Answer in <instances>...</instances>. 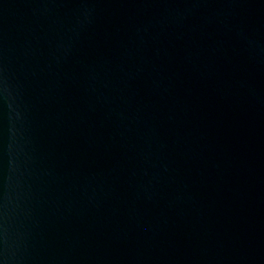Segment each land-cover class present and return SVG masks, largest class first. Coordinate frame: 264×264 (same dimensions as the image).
Masks as SVG:
<instances>
[{
  "label": "water",
  "instance_id": "95a60500",
  "mask_svg": "<svg viewBox=\"0 0 264 264\" xmlns=\"http://www.w3.org/2000/svg\"><path fill=\"white\" fill-rule=\"evenodd\" d=\"M0 264H264V0H0Z\"/></svg>",
  "mask_w": 264,
  "mask_h": 264
}]
</instances>
